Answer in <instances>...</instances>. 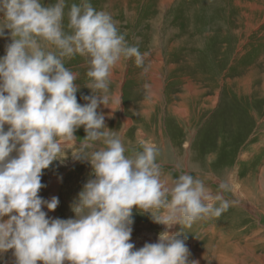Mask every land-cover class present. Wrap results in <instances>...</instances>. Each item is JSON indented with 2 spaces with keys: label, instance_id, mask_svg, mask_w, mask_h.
I'll list each match as a JSON object with an SVG mask.
<instances>
[{
  "label": "clouds",
  "instance_id": "obj_1",
  "mask_svg": "<svg viewBox=\"0 0 264 264\" xmlns=\"http://www.w3.org/2000/svg\"><path fill=\"white\" fill-rule=\"evenodd\" d=\"M5 30L12 42L0 57V254L12 249L15 264H198L183 229L219 217L231 202L187 173L163 180L151 143L126 155L98 110L109 108L112 69L129 59L140 67L144 54L89 0H0V37ZM76 55L89 65L83 105L78 74L65 66ZM81 126L83 138L75 135ZM65 149L90 164L93 178L71 206L73 218H51L43 209L54 211L59 199L39 196L41 178ZM134 208L165 228L139 249L130 242ZM177 224L182 232L168 231Z\"/></svg>",
  "mask_w": 264,
  "mask_h": 264
},
{
  "label": "rangeland",
  "instance_id": "obj_2",
  "mask_svg": "<svg viewBox=\"0 0 264 264\" xmlns=\"http://www.w3.org/2000/svg\"><path fill=\"white\" fill-rule=\"evenodd\" d=\"M89 2L109 13L128 44L144 54L140 67L129 59L112 69L109 108L98 109L122 139L126 155L139 151L141 142L151 143L163 180L170 184L187 173L231 202L219 217L183 229L189 259L264 264V0ZM73 3L80 0H67ZM67 22L65 15L66 30ZM11 42L5 30L0 57ZM65 66L78 74L76 96L83 105V97L91 95L85 87L87 58L76 55ZM75 135L84 137L83 126ZM65 157L53 161L41 178L45 187L39 196L59 199L54 211L43 209L51 218H73L71 206L93 178L86 160H75L71 149ZM132 218L134 242L139 231L158 239L165 230L150 213L134 208ZM173 229L182 232L179 224Z\"/></svg>",
  "mask_w": 264,
  "mask_h": 264
},
{
  "label": "bare ground",
  "instance_id": "obj_3",
  "mask_svg": "<svg viewBox=\"0 0 264 264\" xmlns=\"http://www.w3.org/2000/svg\"><path fill=\"white\" fill-rule=\"evenodd\" d=\"M173 228H174V226L171 229H169L168 231L173 233V231H174ZM138 237H139V239H137V240L141 241L142 244L138 243L139 241L134 242V241H136V239H133L134 236L131 234V240H133V241H131V240L130 241L134 243V246L136 249H139L145 243H155L157 241V239L154 235H151L150 233L146 232L145 230L139 231ZM1 256H2V258H1ZM0 258H1V261L3 260L2 263L15 264V257L13 255L12 249H9L7 252L0 254ZM38 264H40V262H38ZM65 264H67V262H65Z\"/></svg>",
  "mask_w": 264,
  "mask_h": 264
}]
</instances>
